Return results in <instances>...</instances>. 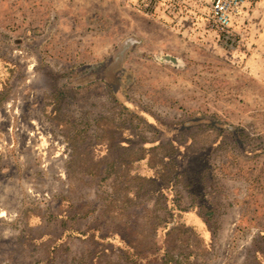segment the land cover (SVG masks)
Instances as JSON below:
<instances>
[{
    "label": "rangeland",
    "instance_id": "obj_1",
    "mask_svg": "<svg viewBox=\"0 0 264 264\" xmlns=\"http://www.w3.org/2000/svg\"><path fill=\"white\" fill-rule=\"evenodd\" d=\"M0 0V264H264V0Z\"/></svg>",
    "mask_w": 264,
    "mask_h": 264
},
{
    "label": "built area",
    "instance_id": "obj_2",
    "mask_svg": "<svg viewBox=\"0 0 264 264\" xmlns=\"http://www.w3.org/2000/svg\"><path fill=\"white\" fill-rule=\"evenodd\" d=\"M244 0H213L211 4L213 21L221 28L229 26L231 18L240 12Z\"/></svg>",
    "mask_w": 264,
    "mask_h": 264
}]
</instances>
